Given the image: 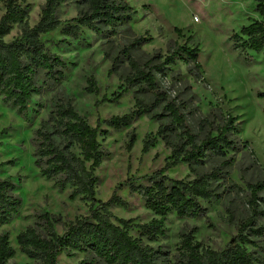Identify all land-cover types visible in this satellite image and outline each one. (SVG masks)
I'll return each mask as SVG.
<instances>
[{
	"label": "trees",
	"instance_id": "obj_1",
	"mask_svg": "<svg viewBox=\"0 0 264 264\" xmlns=\"http://www.w3.org/2000/svg\"><path fill=\"white\" fill-rule=\"evenodd\" d=\"M255 2L259 19L231 38L234 49L251 62V52L264 56V0ZM68 3L77 6L78 14L70 21H62L61 7ZM2 4L5 12L0 20V100L29 124L39 115V110L32 109L34 97L54 92L66 80L70 68L60 55L47 47L43 37L61 30L64 39L59 44H66L68 39L80 41L84 30L88 29L106 40L118 36L119 29L135 15L126 0H45L39 22L31 26L32 5L28 0H0ZM16 26L20 35L7 41ZM177 32L181 34L180 30ZM152 41L149 36L134 37L129 45L120 47L115 58L105 52L113 63L110 74L122 61L127 62L129 73L120 75L125 86H121L112 99L104 98L97 106L106 102L119 104L125 95L135 90V106L128 114L98 121L93 127L77 112L65 92L53 95V108L31 140L34 165L40 176L53 182L60 192L70 190L71 201L80 199L87 203L89 211L72 222L48 212L35 214V223L16 238L20 253L29 260L27 264H60V257L72 259L78 254L84 255L79 264H160L168 255L161 247L155 249L147 245L145 240L156 243L167 238L166 224L172 214L180 219H206L205 203L210 205L221 199L215 186L228 182V173L223 168L231 167L234 158L230 153L241 152L243 146L237 128L240 119L225 116L214 107L209 117L200 122V132L196 135L182 104L164 90L159 77L165 78L168 69L181 61L197 81L203 80L199 62L201 51L199 47L176 45L165 56L157 53L144 63L139 62L132 52ZM87 83L86 92L98 95L95 78L90 77ZM140 96H150L151 102L146 103ZM38 108L44 109L43 105ZM143 117L158 121L160 127L155 137L144 140L142 153L148 154L162 140L171 150L170 158L163 169L152 175L128 178L108 201L98 200L101 179L96 173L110 156L100 137L106 139L111 131L128 129ZM4 134L5 131L0 132V137ZM136 143L137 137L132 131L126 149L132 151ZM210 158L220 160L222 166L199 175L197 169ZM12 164V161L0 164V173ZM180 165H187L195 179L176 180L167 175ZM248 189V216L239 224L237 235L226 247L204 249L197 242L194 231L184 232L176 264H264L255 250L248 248L256 249L258 241L264 238V224H259V220L264 221V177L248 183ZM124 190L137 195L155 218L146 224H135L134 220L115 217L111 211L113 207L127 209L130 206L118 195ZM22 207L23 199L12 179L0 178V228L10 225ZM57 226L63 227V234L57 232ZM134 230L138 238L131 235ZM16 255L9 234L3 233L0 264H13Z\"/></svg>",
	"mask_w": 264,
	"mask_h": 264
},
{
	"label": "rangeland",
	"instance_id": "obj_2",
	"mask_svg": "<svg viewBox=\"0 0 264 264\" xmlns=\"http://www.w3.org/2000/svg\"><path fill=\"white\" fill-rule=\"evenodd\" d=\"M126 1L134 9L135 15L132 21L119 29L118 36L104 40L85 29L80 41L68 39L66 44H59L64 39L61 30L43 37L47 47L60 55L70 68L66 80L54 92L48 91L40 97H34L32 109L39 110V115L33 117L31 124L0 100V132L5 131L0 137V164L13 162L1 170L0 178H11L23 199L19 216L10 225L0 228V236L8 233L17 251L13 264L29 263L20 253L16 238L35 223V214L48 212L63 217L66 222H72L87 215L89 211L87 203L80 199L71 201L70 190L60 192L53 182L40 176L34 165L31 140L41 121L48 118L53 108V95L58 91L65 92L77 112L93 127L97 126L98 121L131 112L135 106V90L125 95L119 104L106 102L97 106V103L104 98L112 99L121 86H125L120 75L126 76L129 73L127 62L122 61L115 65L113 74H110L113 63L105 56V52L108 51L110 57L115 58L120 47L129 45L134 37L153 38L151 43L132 52L141 63L157 53L167 55L169 49L176 45L199 47L203 80L197 81L188 72L186 65L178 61L168 69L165 78L159 77L161 85L172 99L182 104L188 123L196 135L200 132V122L209 117L215 107L225 116L240 119L237 128L243 143L241 152L230 153V157L234 158L231 167L223 168L228 173V182L215 186L221 199L210 205L205 203L208 208L207 218L187 220L172 214L166 224L167 238L156 243L145 240V243L155 249L161 247L168 255L167 260L160 261V264H176L182 233L194 231L197 242L204 249L221 250L237 235L239 224L248 216V183H255L264 177V56L251 52L252 62L246 61L245 55L234 49L231 38L244 26L259 19L255 12V0ZM28 2L32 5L30 25L35 26L40 20L45 0ZM4 12L5 6L2 4L0 20ZM77 14L75 4L62 5V21H70ZM19 35L20 30L16 26L6 40L11 41ZM90 77L97 81L98 95L86 92ZM143 99L146 103L151 102L150 96ZM39 105H43L44 109L40 110ZM159 127L158 121L143 117L128 129L111 131L106 139L100 137V142L110 152V156L96 173L101 179L98 200L108 201L116 188L128 178L152 175L165 167L171 150L162 140L148 154L142 153L144 140L155 137ZM103 129L106 127L103 126ZM132 131L136 134L137 143L129 152L126 146ZM220 166V160L210 158L197 172L202 175ZM167 175L176 180L188 181L196 177L187 165H180ZM118 195L130 206L127 209L113 207L111 211L115 217L134 220L135 224H146L155 218L137 195H130L128 190L120 191ZM259 224L263 225L264 221L259 220ZM56 229L59 234H63V227L57 226ZM131 235L139 237L136 230ZM248 248L255 250L264 260V238L258 241L256 249L251 246ZM82 260V254L72 259L62 256L60 264H79Z\"/></svg>",
	"mask_w": 264,
	"mask_h": 264
}]
</instances>
